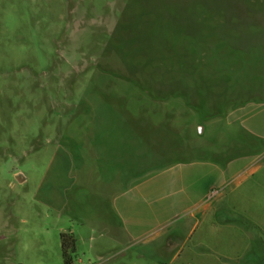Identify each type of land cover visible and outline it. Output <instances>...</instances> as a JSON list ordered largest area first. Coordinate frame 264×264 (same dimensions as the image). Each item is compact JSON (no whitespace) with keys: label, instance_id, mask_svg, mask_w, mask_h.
<instances>
[{"label":"rangeland","instance_id":"obj_1","mask_svg":"<svg viewBox=\"0 0 264 264\" xmlns=\"http://www.w3.org/2000/svg\"><path fill=\"white\" fill-rule=\"evenodd\" d=\"M168 52L240 104L159 90ZM64 233L74 264H264V0H0V264Z\"/></svg>","mask_w":264,"mask_h":264},{"label":"trees","instance_id":"obj_2","mask_svg":"<svg viewBox=\"0 0 264 264\" xmlns=\"http://www.w3.org/2000/svg\"><path fill=\"white\" fill-rule=\"evenodd\" d=\"M181 50V49H180ZM184 51H190L187 48L183 47ZM191 52V51H190ZM181 56V57H180ZM182 55L178 53L168 52L160 56V62L163 67V71L167 74L178 77V82L173 80L162 79L159 81V85L164 86L165 89L159 88V90H169L171 91L170 96H181L184 97L187 103L195 108L198 112L203 111L204 108H207V114L205 118L217 116L223 113L216 105L220 104L224 99H228V106L232 104L233 106L239 105L235 102V97H226L227 91H232L237 93L235 88L238 85V82L231 77H223V72L218 69H211L208 71L206 66L203 63V59L199 57L198 62L196 63H187L185 59H182ZM164 73V72H163ZM226 76V75H225ZM224 85L227 86V91L225 92ZM193 89V90H192ZM151 95H154V89H149ZM190 92H193L190 94ZM211 92V93H209ZM206 93L216 96L211 99L210 102L205 103L204 101ZM170 96L166 95L163 98H169ZM249 101V100H247ZM208 106V107H205ZM62 256L64 264H74L73 257L71 255L72 248H74L75 239L70 234H62Z\"/></svg>","mask_w":264,"mask_h":264}]
</instances>
